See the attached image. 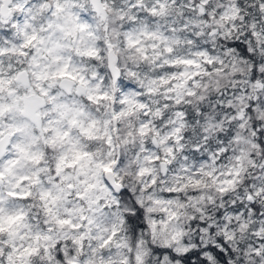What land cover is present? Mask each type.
I'll list each match as a JSON object with an SVG mask.
<instances>
[{"label": "clouds", "instance_id": "obj_1", "mask_svg": "<svg viewBox=\"0 0 264 264\" xmlns=\"http://www.w3.org/2000/svg\"><path fill=\"white\" fill-rule=\"evenodd\" d=\"M0 264H264V0H0Z\"/></svg>", "mask_w": 264, "mask_h": 264}]
</instances>
